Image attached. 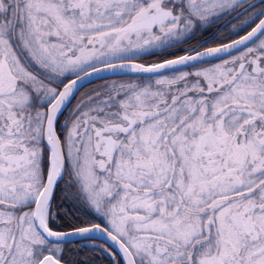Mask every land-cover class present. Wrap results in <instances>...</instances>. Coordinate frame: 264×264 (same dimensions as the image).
I'll use <instances>...</instances> for the list:
<instances>
[{"label":"snow or ice","instance_id":"obj_1","mask_svg":"<svg viewBox=\"0 0 264 264\" xmlns=\"http://www.w3.org/2000/svg\"><path fill=\"white\" fill-rule=\"evenodd\" d=\"M0 264H264V0H0Z\"/></svg>","mask_w":264,"mask_h":264}]
</instances>
